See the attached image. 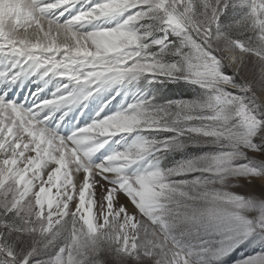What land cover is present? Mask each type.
I'll list each match as a JSON object with an SVG mask.
<instances>
[{
    "label": "snow or ice",
    "instance_id": "6c2138e0",
    "mask_svg": "<svg viewBox=\"0 0 264 264\" xmlns=\"http://www.w3.org/2000/svg\"><path fill=\"white\" fill-rule=\"evenodd\" d=\"M0 264H264V0H0Z\"/></svg>",
    "mask_w": 264,
    "mask_h": 264
}]
</instances>
